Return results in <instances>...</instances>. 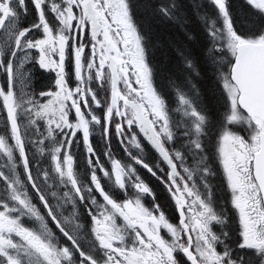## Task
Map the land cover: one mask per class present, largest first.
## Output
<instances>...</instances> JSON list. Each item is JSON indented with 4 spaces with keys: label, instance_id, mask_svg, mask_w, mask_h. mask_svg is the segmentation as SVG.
<instances>
[{
    "label": "snow or ice",
    "instance_id": "6c2138e0",
    "mask_svg": "<svg viewBox=\"0 0 264 264\" xmlns=\"http://www.w3.org/2000/svg\"><path fill=\"white\" fill-rule=\"evenodd\" d=\"M0 264H264V0H0Z\"/></svg>",
    "mask_w": 264,
    "mask_h": 264
},
{
    "label": "flooded vegetation",
    "instance_id": "af4514ba",
    "mask_svg": "<svg viewBox=\"0 0 264 264\" xmlns=\"http://www.w3.org/2000/svg\"><path fill=\"white\" fill-rule=\"evenodd\" d=\"M45 78L44 77H40L39 75H37L36 77H34V80L32 83H34L36 85V88L39 89L44 83H45ZM93 145L97 148L98 151H101L103 148V145L100 142H95V139H93Z\"/></svg>",
    "mask_w": 264,
    "mask_h": 264
},
{
    "label": "trees",
    "instance_id": "16d2710c",
    "mask_svg": "<svg viewBox=\"0 0 264 264\" xmlns=\"http://www.w3.org/2000/svg\"><path fill=\"white\" fill-rule=\"evenodd\" d=\"M185 2H188V0H185ZM96 138H98V142H100V139H99V134L96 133ZM101 143V142H100ZM102 144V143H101Z\"/></svg>",
    "mask_w": 264,
    "mask_h": 264
},
{
    "label": "rangeland",
    "instance_id": "374dc122",
    "mask_svg": "<svg viewBox=\"0 0 264 264\" xmlns=\"http://www.w3.org/2000/svg\"><path fill=\"white\" fill-rule=\"evenodd\" d=\"M33 85L36 87V85L33 83ZM97 134H99V132H97ZM98 141V138L95 137V142Z\"/></svg>",
    "mask_w": 264,
    "mask_h": 264
}]
</instances>
